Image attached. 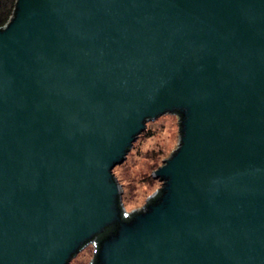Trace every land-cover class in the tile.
I'll list each match as a JSON object with an SVG mask.
<instances>
[{
	"label": "water",
	"instance_id": "obj_1",
	"mask_svg": "<svg viewBox=\"0 0 264 264\" xmlns=\"http://www.w3.org/2000/svg\"><path fill=\"white\" fill-rule=\"evenodd\" d=\"M165 113L181 144L125 221L113 169ZM110 227L95 264H264V0H17L0 264H70Z\"/></svg>",
	"mask_w": 264,
	"mask_h": 264
},
{
	"label": "rangeland",
	"instance_id": "obj_2",
	"mask_svg": "<svg viewBox=\"0 0 264 264\" xmlns=\"http://www.w3.org/2000/svg\"><path fill=\"white\" fill-rule=\"evenodd\" d=\"M181 144L180 117L165 113L148 120L125 161L113 169L121 185L122 202L127 212L143 211L148 201L162 188L163 181L154 172L170 159ZM94 243L87 245L70 264H91L95 257Z\"/></svg>",
	"mask_w": 264,
	"mask_h": 264
},
{
	"label": "trees",
	"instance_id": "obj_3",
	"mask_svg": "<svg viewBox=\"0 0 264 264\" xmlns=\"http://www.w3.org/2000/svg\"><path fill=\"white\" fill-rule=\"evenodd\" d=\"M16 2H17V0H0V27L4 26L9 21L11 16H13V14L15 13ZM160 197H161V189H159V192L155 196H153L149 201L150 202L155 201V200L159 199ZM132 217H133V213H129V212L123 213V219L125 221H129ZM113 231H114V227H110L105 231V233L99 234L95 239H93L94 245L96 247L95 254L98 252L99 242L103 238L108 236L110 233H112ZM90 243H92V242H88L86 245H84L82 247L81 250H83ZM95 263H96V257H94L91 264H95Z\"/></svg>",
	"mask_w": 264,
	"mask_h": 264
}]
</instances>
